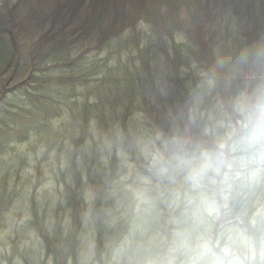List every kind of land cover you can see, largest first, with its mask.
<instances>
[{
  "label": "rangeland",
  "instance_id": "obj_1",
  "mask_svg": "<svg viewBox=\"0 0 264 264\" xmlns=\"http://www.w3.org/2000/svg\"><path fill=\"white\" fill-rule=\"evenodd\" d=\"M46 2L55 1L62 7L60 12L53 11L52 9L46 7L41 0H0V3L3 6L8 8V21H5L6 30L14 35L16 45L18 46V51L15 53L14 57H18L17 62L21 63L26 54H30L35 57L38 55H42L44 51L48 52L51 49L58 48L55 52H57L61 46L65 45L67 49H70V53L72 55H83L84 57L88 56L86 59L90 60L93 57L91 56V52L88 51L86 47V51L84 52V48L82 45H78L74 43L72 40H69L67 33H71L74 31V34L71 38H74L75 31L79 28V8L78 3H82L81 0H45ZM110 1V0H109ZM239 2H243V4L238 6V10L241 12L244 8L248 7V4L251 3V0H238ZM107 0H103L102 3L108 4ZM187 5L191 3L190 0H186ZM21 4V6H19ZM256 6L258 2L254 0ZM86 6L85 8H87ZM89 9V8H88ZM88 9L86 11H88ZM31 11H34V14H30ZM90 12V10H89ZM146 14H149V11H145ZM83 13V12H82ZM258 14V12H254ZM30 14V15H29ZM31 18V19H30ZM16 26V27H15ZM126 28L121 26V24L116 23L111 28H109L108 34H104L102 37V42H107L109 39L114 38L116 42H118L117 38L123 37L125 35ZM248 34L252 36L255 35L256 38H259L258 42L255 43L258 47L264 48V32L256 33L254 31H249ZM43 35V37H42ZM78 36V37H77ZM75 36L76 41L84 40L83 37L77 34ZM156 35H141L136 38H127L125 37L121 46L123 48L131 49L133 46H141L145 49V54L153 56L155 51H157L158 47L152 44L153 41H156ZM38 42L36 43V41ZM99 40V39H97ZM178 42L180 39L177 38ZM163 42V41H162ZM86 46H90L88 41H85ZM92 46V45H91ZM94 49L96 58L105 59L106 57H111L113 59H122V57L113 51L109 46H104L103 44H97ZM244 41H238L237 47L235 48L237 54L242 56L245 49ZM118 51H121L119 48ZM54 52V53H55ZM168 54V53H166ZM9 55V53H8ZM160 59H165V55L162 54ZM143 59V58H138ZM147 59H150L147 57ZM155 59V58H154ZM49 60V59H48ZM138 67L140 63L136 62ZM36 66L31 65L28 66L29 69H34ZM162 70V69H160ZM158 70V71H160ZM162 71H160L161 73ZM140 77L147 81L149 85L152 83L154 74L148 75L144 71L140 74ZM7 81H14V77L10 74V72L5 73V75H0V89L3 87L4 83ZM95 82L104 83V79H95ZM110 82V81H109ZM110 88V87H106ZM118 89H123V86L120 85L117 87ZM149 88V87H147ZM116 89V88H113ZM112 90V89H111ZM131 88L123 89V92L130 91ZM81 94L84 91L80 92ZM236 96H232L231 99ZM94 98L87 99L89 107H93L92 102ZM136 117V116H135ZM60 122V121H58ZM94 124L93 116H91L90 121L87 126H79L77 127V131L73 136H70L67 132H64L60 135L58 140L50 145L46 143H29L28 141H18L12 144H9V147L6 151L7 161L3 158H0V193L4 190L5 185L8 182L9 176L12 173L10 167H17L16 171L13 173L11 185L8 191L16 192L20 190V180L19 176H28L32 177V181L36 176V170L44 169L47 170L49 167L46 163H41L44 160V157H40L39 153L41 152V148L43 146H48L54 152L58 153V158L64 165L68 166L70 164V158L68 156L69 152H82L83 147L87 148L88 152L97 151L100 147L99 137H96V133H94ZM46 120L40 115H33L29 125L25 127V130L28 127H32L39 134V136L43 139L50 138L54 140L58 136V132H54L53 134L49 133L46 130ZM54 126V124H52ZM97 125V124H96ZM136 127L133 126H111L108 128V131L113 133L116 136L117 142L124 144L126 147L134 144L135 148L142 152V155L145 157L146 154L153 152L154 150H159L161 148V144L156 138V134L151 132V135L145 134L144 137H141L140 142L136 144L130 133H134ZM72 131V127L69 128V132ZM125 132V133H124ZM94 133V135H93ZM128 133V134H126ZM12 133L4 131L0 133V155L5 150L6 142L9 138H11ZM94 137V138H93ZM84 138V140H83ZM128 140L130 142H128ZM118 143V144H119ZM120 145V144H119ZM121 146V145H120ZM104 152H107L110 148H115V144L104 143L103 145ZM131 156L135 154L130 151L128 152ZM110 154V153H108ZM108 160L106 162L102 161L103 167L108 164H111L112 157L111 155H106ZM122 161L116 160V174L114 176H106L100 173L99 180H105V187H103V195L107 197H111L114 190L121 191L123 197L127 199V202L124 199H121L118 205H132L131 199L136 196L138 201H141V197L138 192L139 185H134L131 183L136 178L132 175L143 176V172H139L137 169L133 170L132 167H126L125 158L121 152L119 154ZM81 155H78L80 158ZM77 164H79L77 162ZM134 165L133 162H131ZM10 166V167H9ZM28 170L29 175L26 173ZM71 176L64 174L62 172L56 173L57 177L54 179L57 180H68V186L77 187L81 192V197L85 199L86 203H90L95 198V193L92 187H88L89 179L86 176L83 179V182L80 181V176L77 172H74ZM147 175V172H145ZM83 183V184H81ZM85 184V186H84ZM264 186V182L261 183ZM85 187H88V190H85ZM259 187V186H258ZM31 188V187H30ZM28 191V190H26ZM102 196V195H101ZM253 207L254 213L258 210L262 211L264 209V187L259 190L255 195H253ZM131 197V198H130ZM115 198V196H114ZM129 198V201H128ZM54 198L50 201L52 202ZM162 202V201H161ZM160 202V203H161ZM10 202L7 201L4 207H7ZM39 202L34 200L32 203L31 209L39 216ZM93 204L86 205L81 211V215H87L92 213ZM116 204L110 203V205H102L100 208L101 221L104 225H109V221L105 216V212H114ZM72 209H67L66 211H70ZM165 217L172 221L173 214L170 209L163 210ZM15 212V209H11V214ZM27 212H24L25 219L27 218ZM62 213V211H60ZM60 215V214H59ZM58 212L53 214L49 220L39 219V224L33 227H24V240L22 242V238H17L15 242L11 239H7V247L6 252L8 254H12L9 261L6 264H136L137 262H141V264H151L152 261H156L157 258L163 253L164 249L167 247L168 242L171 238V233L175 227L167 226L162 227L160 224H155V230L153 227L154 219L156 220V215L153 210L144 208L141 210H132L129 214L127 221L120 226V230L117 234L118 238L125 242V231H129L130 234L132 230L137 226H142L141 231V239H142V247L144 250L148 249V254L145 255L140 252L141 243L139 241H135L127 246V259H113L111 255L107 253V251L102 252L103 242H101L99 248H94V235L92 229L86 231L88 227V220H83L78 223L77 226L74 227V221L67 220V224H56V220L59 218ZM80 215V214H79ZM155 216V217H154ZM20 224V226L24 223ZM115 221H119V219H115ZM7 223V218L5 214L0 215V229L5 228ZM53 228L58 230V233L54 234L50 239H48V235L50 233L48 230L52 231ZM79 231V233H78ZM9 229L0 232V239H4L5 236L9 234ZM156 232V237L153 240L154 234ZM168 234V237L166 236ZM106 239V238H105ZM124 239V240H123ZM258 238L257 242L255 241V249H256V259L254 264H264V254L260 251V243ZM26 243L32 244L35 251V260L34 263L31 260L26 259L27 255L23 253L24 246ZM259 245V246H257ZM1 248V247H0ZM57 249V262L52 260V256L46 254V252L54 253ZM60 249V251H59ZM98 253L99 256H95Z\"/></svg>",
  "mask_w": 264,
  "mask_h": 264
},
{
  "label": "clouds",
  "instance_id": "obj_2",
  "mask_svg": "<svg viewBox=\"0 0 264 264\" xmlns=\"http://www.w3.org/2000/svg\"><path fill=\"white\" fill-rule=\"evenodd\" d=\"M157 140L161 148L145 155L138 192L149 209L170 198L178 215L167 247L151 264H254L249 227L261 229L264 254V212L248 218L264 182V82L225 101L198 131Z\"/></svg>",
  "mask_w": 264,
  "mask_h": 264
},
{
  "label": "trees",
  "instance_id": "obj_3",
  "mask_svg": "<svg viewBox=\"0 0 264 264\" xmlns=\"http://www.w3.org/2000/svg\"><path fill=\"white\" fill-rule=\"evenodd\" d=\"M258 1V0H256ZM220 3H229V5H232L233 8H235V12L237 14H239L240 18H241V27H242V36L244 37L246 35V33H248L250 30H256V29H263L264 30V15H259L256 14L254 12H257V8L256 5L253 4L254 0H251V3L248 4L247 8H244L241 12L238 10V6L243 4V2H239L238 0H220ZM259 2H261L262 7L264 8V0H259ZM204 9H199V8H194L193 12L194 13H201ZM229 10H227V12H222L219 13V16L224 19V17L228 16ZM175 27H177L176 25L174 26L173 29H175ZM194 28V30L197 28L195 25L192 26ZM172 25H168V29H171ZM165 31H167V29H165ZM196 32V31H195ZM197 33H199V31L197 30ZM196 33V35H197ZM249 36L251 37H246L245 39H247L246 41H244L245 43V49H244V53L243 55H263L264 54V48L263 47H258V45L256 46L255 43L258 42V38H256L255 35H251L249 34ZM2 48L0 47V68L1 66L5 63H7V59H10L12 56L11 55H7L8 52V43L6 40H1L0 41ZM251 46V47H250ZM198 48L200 49V52L198 53L197 56V63L199 65H197V73H204L203 71L206 70V74L204 73L203 75L207 78H209V80H215L218 81V77L226 80V85L228 88L234 89V85H235V78H240L243 71L246 70V68L250 65L251 59H246V62L243 66H240L237 62L236 59H239L237 54H234L232 50H229L228 46L220 39H217L214 36H210L209 40L207 42L206 45L202 44L201 42L198 44ZM258 48V49H257ZM51 51L48 52L46 54H44V60H46V57H50L52 56V54L55 52ZM216 54L218 55V57H223V59H220L216 56ZM207 56L209 59H204V57ZM227 58L225 59L224 57ZM43 57V56H42ZM241 57V56H240ZM53 58L55 59H51V60H47V64L46 62L44 63V65H40L39 67L33 69V73H39L40 71L44 70L45 73H59L61 72L59 75L65 79H61L60 82L62 83H69V86H74L77 84V82L82 79L89 70H96L97 66L96 65H87L86 63L82 62V63H78L76 64V67H71L70 64H75L76 61H74V59H72V54L70 53V49H67L66 47H62L60 48L55 55H53ZM15 59V58H12ZM77 59H79V61L81 60L80 57H78ZM6 60V61H5ZM16 60V59H15ZM259 61H257L258 63ZM69 63V64H68ZM180 63L179 60H177L174 63H167L165 64V70L164 73L168 74V76H166L164 73H160L158 71V69L153 68L152 65V61L146 59L145 64L146 66L144 67L143 71L148 74V75H152L154 74L153 80L152 82H156V83H160V84H164V89L165 88H169L172 87L171 85H175L177 81L176 77H179L182 75V73L184 75L182 82L185 84L186 89H193L191 87V80H189L188 76L185 74L186 72V68L182 69V70H178L179 66L178 64ZM68 64V65H67ZM14 65V61L11 62L10 66ZM47 65V66H46ZM9 66V67H10ZM5 67V66H4ZM2 67L0 70V74L1 72H3V69H8V68H4ZM54 68H58V69H54ZM253 68V69H252ZM112 71H116V67H111ZM254 64L251 65V69L248 70V74H253L254 73ZM177 70V73H176ZM260 70H264V66H262L260 68ZM18 73H14L12 76L16 75ZM23 72H20L18 74V79L24 77ZM144 81V80H143ZM147 82V81H146ZM16 83V81H12L9 84L14 86ZM231 85V87H230ZM103 89L100 87V85H95L94 87H92V92L95 95V98L100 102L102 100L105 101V99L108 98V96H110L111 94L108 92L109 90L106 89V87H104V85H102ZM144 92H147V90L145 91L146 87H147V83H144L142 85ZM10 91H12V87L9 88ZM163 89V90H164ZM195 89L200 92L198 93V98L201 99L202 103L204 102L203 106L204 108H206V111H208L211 107V103L212 101L208 99V97L205 94L206 89H208V86H206L204 83H198L195 85ZM162 93V92H161ZM7 94V93H2L0 96ZM211 94V91H210ZM188 102L186 100H181V99H171V96H166V98L162 97V101H161V111L163 112V120H159L160 123L162 124L163 127H167L169 128L171 134L173 132L179 131L181 133L183 132H189V129L191 128L192 131L191 132H196L199 130V127L202 126L204 123L207 122L206 118L204 116H202V114L199 111H194L192 109V107H190L189 105V111L188 109H186V104ZM102 106L105 105L104 102H101ZM167 107V108H166ZM166 109L168 111H170L171 116L166 112ZM198 110V109H197ZM103 115L104 112H103ZM160 123L158 121H156L155 123H150L149 121H143L141 123H139V127H136L135 130L137 131L138 137H144L145 134L147 135H151L150 134V130L149 128H154V126H159L161 127ZM190 127V128H189ZM168 130V132H169ZM170 134V135H171ZM163 135H168L166 132H164L163 130ZM157 138V137H156ZM160 143V142H159ZM10 167V166H9ZM263 187V185H259L258 188L255 189V192L257 190H260ZM254 197V196H252ZM251 197V200L249 202L248 205V218L250 219L253 215V210L254 207H251V209L249 210V206L252 205L253 202V198ZM258 219H262V217H258ZM174 220V218H173ZM168 220L167 218L162 221H158L161 225H163L164 227H167V225L171 222H173ZM260 220L258 221V224H260ZM154 225V224H153ZM141 225H137L136 227H140ZM261 227H263V225H261ZM252 230L251 227H249V231ZM252 234L254 235V240H257L258 238H260L261 235V229L260 228H256L253 230ZM168 235V234H167Z\"/></svg>",
  "mask_w": 264,
  "mask_h": 264
},
{
  "label": "bare ground",
  "instance_id": "obj_4",
  "mask_svg": "<svg viewBox=\"0 0 264 264\" xmlns=\"http://www.w3.org/2000/svg\"><path fill=\"white\" fill-rule=\"evenodd\" d=\"M176 6H177V5H176ZM9 205L13 206V203L10 202Z\"/></svg>",
  "mask_w": 264,
  "mask_h": 264
}]
</instances>
